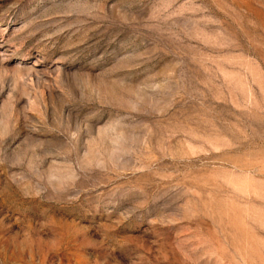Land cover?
Instances as JSON below:
<instances>
[{
	"label": "rangeland",
	"instance_id": "rangeland-1",
	"mask_svg": "<svg viewBox=\"0 0 264 264\" xmlns=\"http://www.w3.org/2000/svg\"><path fill=\"white\" fill-rule=\"evenodd\" d=\"M0 264H264V0H0Z\"/></svg>",
	"mask_w": 264,
	"mask_h": 264
}]
</instances>
